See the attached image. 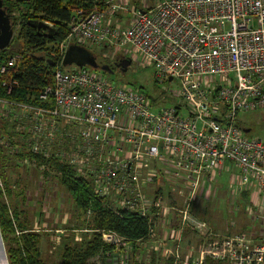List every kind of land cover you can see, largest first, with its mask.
<instances>
[{"label": "built area", "instance_id": "built-area-1", "mask_svg": "<svg viewBox=\"0 0 264 264\" xmlns=\"http://www.w3.org/2000/svg\"><path fill=\"white\" fill-rule=\"evenodd\" d=\"M92 1V9L75 12L68 37L56 45L52 84L37 96L27 91L28 101L0 95V187L12 219L3 182L6 177L17 191L12 165L36 171L45 182L62 176L46 163L56 159L72 167L73 180L92 184L106 205L141 217L169 209L163 190L157 198L160 181L177 185L186 196L179 210L183 227L207 231L208 238L200 259L184 260L177 251L173 264H207V258L264 264V242L247 233L212 234L193 215L204 178L227 163L238 170L242 187L256 184L264 193V138L245 136L238 122L240 113L264 112V0H157L145 11L122 0ZM120 14L132 16L124 30L116 25ZM72 44L115 46L132 62L131 53L140 54L156 82L177 86L165 89L173 104L98 76L93 68L65 67ZM22 59L0 55V89L8 96L22 89ZM15 230L22 234L16 222ZM98 232L119 253L116 264H130V242ZM56 236L58 245L63 235Z\"/></svg>", "mask_w": 264, "mask_h": 264}, {"label": "trees", "instance_id": "trees-1", "mask_svg": "<svg viewBox=\"0 0 264 264\" xmlns=\"http://www.w3.org/2000/svg\"><path fill=\"white\" fill-rule=\"evenodd\" d=\"M3 1L13 27L17 29L19 25V29L17 30V35L12 40L10 48L0 52V55L6 57L21 54L23 59L20 62L19 75L22 89L9 96L6 95L4 90L0 89V95L12 100L28 101L27 91H31L29 94L37 96L42 87L52 84L51 69L59 59L56 45L68 37L70 33L69 25L75 12L81 8L92 9L94 2L92 0ZM22 5L25 6L22 8ZM14 12L18 13V17L12 16ZM31 21H43L48 25L52 24L53 28L56 29V32L52 33L53 38L46 33L45 29L39 30L33 27L30 24L32 23ZM110 68L113 70L112 66ZM92 70L95 71V69ZM103 73L110 75V73ZM30 83L34 84L31 85ZM46 163L49 168L56 169L62 173L59 181L60 184L65 186L71 193L78 212L85 219L87 216L88 219L86 220L88 223L86 224V229L92 230V236L88 240H85L84 243L78 246L65 244L61 254V264H92L90 260L97 256L102 257V259L106 258L107 261H113L114 258H117L119 253L116 252L115 246L105 244L98 230L112 231L127 239L131 245L130 264H145L139 260L140 246L138 242L150 237L155 226V221L159 219L157 213L160 210H154L147 217H141L140 215L123 210H114L109 204L106 205L104 197L94 193L93 186L88 181L82 178L73 180L74 171L66 162L51 159L46 161ZM12 168L17 169L18 167L13 164ZM4 181H8L6 177H4ZM18 182L19 184L23 182L21 188L23 193L21 195L9 189L8 182L5 183L8 187L7 192L11 200L20 196L24 198L25 182L22 180ZM157 194V198H162L160 188ZM245 195L246 197L244 198L248 199L249 194L245 193ZM1 196L3 194L0 188V229L9 264H47L43 259L40 249L41 235L27 229V226L19 222V213L15 208L14 219H12L9 209ZM88 211H91V215H88ZM15 222L18 228L21 229V235H17L16 233ZM241 233L247 232H240L238 234ZM206 263L217 264L211 258H207ZM149 264L159 263L155 259H152ZM170 264H173V262Z\"/></svg>", "mask_w": 264, "mask_h": 264}, {"label": "rangeland", "instance_id": "rangeland-1", "mask_svg": "<svg viewBox=\"0 0 264 264\" xmlns=\"http://www.w3.org/2000/svg\"><path fill=\"white\" fill-rule=\"evenodd\" d=\"M122 1H126L131 9H137L139 11H145L149 7L155 6L157 2V0ZM24 6L25 5H22L21 7L23 8ZM121 17L122 18L118 19L116 22V25L119 30H124V28L130 24L132 16L131 14H127L125 16L121 15ZM18 29L19 28H14L15 36L17 35ZM87 46L97 57V62L100 65L108 64L109 67L113 65V61L117 59V57L124 56L125 54L124 51H119L118 53V48L115 46L112 47L109 45L106 47L105 44H89ZM131 55L133 56L134 61L131 63L132 65L128 68L126 73L106 75L101 70H95L94 73L108 80H114L117 83L129 85L134 89H142L144 93L152 98L159 99L160 103L167 106L173 104V100L169 98L170 93L166 92L165 89L170 88V92H172L178 89L177 86L175 84L170 86L168 83L156 82L154 78V69L146 65L145 59L135 52L131 53ZM238 122L243 129L250 130L248 133L244 131L245 136L264 138V112L252 111L240 113L238 116ZM11 169L15 170L16 168L11 167ZM16 171H19V168H17ZM230 172V176H234L233 179L230 182L228 181L229 183L226 181V184L222 187L224 189H231L230 197L227 198L225 196L224 192L227 190H224L218 197H216V193L221 189L215 187L210 190L207 197L212 196L211 200L208 201V198L206 197L203 201V206H207V213L202 212L200 213V216L210 224H219L225 234V236L222 235L223 237L231 235L229 234L231 232H247L254 241L257 240L259 242H264V200L263 198L259 199L258 197L253 198V200L251 197L245 199V193L248 191L247 187H242L240 183L237 182L236 177L239 175L237 171ZM51 177L50 180L43 182L44 193L40 199L39 197H35V195L32 196L31 193L24 198L20 196L14 198V200L10 199L13 202L10 201V204L13 207V210L15 208L19 213V222L27 226V229H30L31 231L33 230L41 235L40 249L45 262L47 264H61V254L65 244L78 246L85 242L86 235H90L91 237L92 233L86 229V224L88 223L86 220L88 219L87 216L85 219L83 215L78 212L69 190L60 184V180H58L60 178L56 177V174L51 175ZM3 182L6 191H8V187L5 183L8 182L9 189H11L12 186H15V183L9 180ZM22 186L23 182L20 184L18 182L17 191L14 193H20L21 195ZM24 189L26 191V188ZM2 194V200L6 204L3 190ZM203 206L201 205L200 207ZM215 206H217L216 211L214 210ZM29 207H32L33 209L28 210ZM18 230L21 232L20 228H18ZM61 230L68 232L66 233L67 236H62V243L55 245L52 238L54 240V238L57 237L56 235H63L64 232L56 233V231ZM54 234L55 236H53ZM117 258H114L113 261H107L106 258L100 259V257L97 256L90 260V263L116 264Z\"/></svg>", "mask_w": 264, "mask_h": 264}, {"label": "crops", "instance_id": "crops-1", "mask_svg": "<svg viewBox=\"0 0 264 264\" xmlns=\"http://www.w3.org/2000/svg\"><path fill=\"white\" fill-rule=\"evenodd\" d=\"M118 18L121 19V15H118ZM230 171L238 172V170H234V167L230 163H227L226 167L223 168L221 171H218L214 174H208L202 182L203 184L201 186L200 194L198 196V202L193 207V215L201 221L205 222L212 234H216L219 236H225L222 229L220 228V225L210 224L209 222H206L205 220H203V218H201L200 213H207V206H203V201L206 199L207 194H209V191L214 189L215 187L221 189L216 193V197L220 196V194L223 193L224 190H227L226 192H224L225 196L227 198L230 197L231 189L222 188L226 184V181L230 182L234 177L233 175L230 176ZM17 174L19 176V181L23 180L25 182L24 186L26 188L27 195L32 193V196L35 195V197H39L40 199L42 197V194L44 193V184L40 178V175L34 170L21 168H19ZM236 180L237 182H239V175L236 177ZM156 187H158V190L159 188L161 189V193L163 190L164 196H166L165 200L169 205V209H167L166 211L160 210L159 213H157L159 215V219L155 221V226L153 228L152 234L148 239L138 242V245L140 246L139 260L141 262H144L145 264H149L152 259H155L156 262L159 264H170L171 262L175 261V257L172 253H175L177 251L180 252L184 260L196 261L200 259V250L206 242L208 234L207 231H199L194 230L191 227H183L182 215L179 211L183 206L186 198V196L183 194V191L180 190L177 185L173 188L169 186V190L167 184L164 181H160L156 185ZM247 190L248 191L246 193L249 194V197H251L252 200L256 197H258L259 199L263 198L264 200V193L262 194V196L260 195V190L256 184H254V186L252 185V187ZM211 197L212 196L207 197L208 201L211 200ZM201 205L203 207H200ZM29 209L33 208L29 207L28 210ZM216 209L217 206H215L214 210L216 211ZM61 231L64 232V230ZM89 231L92 233V230ZM66 233L68 232H64L63 236H67ZM229 234L235 235L238 233L231 232ZM89 237L90 235H86L85 240H88ZM255 242L259 241L255 240ZM114 255L116 256V254ZM0 264H9L5 244L1 234V229Z\"/></svg>", "mask_w": 264, "mask_h": 264}, {"label": "water", "instance_id": "water-1", "mask_svg": "<svg viewBox=\"0 0 264 264\" xmlns=\"http://www.w3.org/2000/svg\"><path fill=\"white\" fill-rule=\"evenodd\" d=\"M23 0H18V2ZM30 23L33 27H36L37 29H45L47 31V34L53 38V32H56V29L53 27H50L48 24H46L43 21H31ZM15 36L14 27L11 21V18L8 14V11L6 7L4 6V1L0 0V52L8 49L12 43V40ZM107 46V45H106ZM127 65L124 66L125 70H128L129 64L132 63L131 59H126ZM63 65L65 67H72V66H78L80 68L84 67H90L95 70H101L106 73L112 74L113 71L109 67V65H100L97 62V57L94 55V53L89 50L87 47L78 45V44H72L70 45L69 49L67 50ZM245 132H249V129H245Z\"/></svg>", "mask_w": 264, "mask_h": 264}, {"label": "flooded vegetation", "instance_id": "flooded-vegetation-1", "mask_svg": "<svg viewBox=\"0 0 264 264\" xmlns=\"http://www.w3.org/2000/svg\"><path fill=\"white\" fill-rule=\"evenodd\" d=\"M46 31V30H45ZM47 33V31H46ZM127 57L126 56H121V57H117V59H115L113 61V73L112 74H120V73H126L124 66L127 65V61H126ZM132 64H129L128 68L131 67Z\"/></svg>", "mask_w": 264, "mask_h": 264}, {"label": "bare ground", "instance_id": "bare-ground-1", "mask_svg": "<svg viewBox=\"0 0 264 264\" xmlns=\"http://www.w3.org/2000/svg\"><path fill=\"white\" fill-rule=\"evenodd\" d=\"M11 46V45H10ZM10 48V47H9ZM11 56V55H10ZM3 57H5V56H3ZM6 57H8V56H6ZM240 122V121H239ZM245 130V129H244ZM106 256V255H105Z\"/></svg>", "mask_w": 264, "mask_h": 264}]
</instances>
